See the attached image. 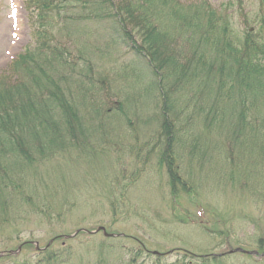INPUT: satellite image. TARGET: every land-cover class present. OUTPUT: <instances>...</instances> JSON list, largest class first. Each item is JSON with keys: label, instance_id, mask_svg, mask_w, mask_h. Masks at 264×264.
<instances>
[{"label": "trees", "instance_id": "trees-1", "mask_svg": "<svg viewBox=\"0 0 264 264\" xmlns=\"http://www.w3.org/2000/svg\"><path fill=\"white\" fill-rule=\"evenodd\" d=\"M27 2L29 10L35 14V17L31 15L33 42L0 72V207L3 211L8 213L18 201L31 203L37 199L49 205L48 198H42L37 188L38 184H44L45 174L53 171V164L49 162L56 161L60 175L65 176L69 163L64 166L65 158L73 157L72 153L78 149L85 150L91 134L95 133L91 124L110 113L105 107L108 96H102L103 76L91 60L101 51L100 39L94 44L95 35L100 37V33L88 34L87 28L80 25L85 21L108 23L109 33L101 24L103 35L109 34L108 43L126 46L135 58L137 67L134 69L140 73L142 70L145 78L147 73L152 75L155 87L151 92L155 93L153 88L159 91L163 117L157 137L166 140L159 161L168 165L170 190L174 196L178 195L180 185L189 194L194 190L182 182L171 151L175 142L179 146L188 142L185 135L201 136L196 130L199 124L205 130L215 126L221 130L226 124L224 121H228V136L226 133L218 136L221 146L233 149L232 142L243 143L241 136L245 135L251 150L260 149L258 162L262 163L264 113L260 106L264 110V104L253 99L228 100L226 91L230 83V87L237 83L264 93V0H259L260 8L255 16L246 19L250 25L242 37L232 25L233 1L220 9L209 0ZM243 2L238 0L235 4ZM243 13L248 17V13ZM66 35L74 40L71 44H63ZM179 122L183 123L182 129L177 127ZM248 125L250 132L242 134L241 127L245 126V130ZM200 147L204 146L194 148L209 156V152ZM146 149L151 155L149 143ZM194 154L192 151L191 160ZM250 155L253 157L255 153L250 151ZM32 168H36L33 187L26 180ZM125 191L123 206L128 207L130 204L125 200L131 201L129 192ZM113 206L116 209L121 205L113 203ZM87 235L91 238V234ZM126 237H110L106 241H121ZM108 243L113 248L115 243ZM260 244L264 251V240H260ZM56 245L50 243L45 249H36L33 245V255L25 260H18L14 252L6 251L0 257V264H71L72 253L63 250V245ZM143 247L122 244L124 252L120 248L117 257L122 260L121 264H167L168 254L157 256ZM177 253L179 259L173 264L219 261L213 253L199 255L184 249ZM101 256L114 258L112 253L109 257Z\"/></svg>", "mask_w": 264, "mask_h": 264}, {"label": "rangeland", "instance_id": "rangeland-1", "mask_svg": "<svg viewBox=\"0 0 264 264\" xmlns=\"http://www.w3.org/2000/svg\"><path fill=\"white\" fill-rule=\"evenodd\" d=\"M229 1L238 2L209 0L218 9L223 5L225 8ZM243 1L232 7V25L241 37L250 25L246 19L254 17L260 8L259 0ZM31 15L35 17L27 0H0V72L33 42ZM101 24L109 33L108 23H80L88 34L100 33V37L95 35L94 44L100 39L101 51L91 60L103 76L102 96H108L105 107L110 113L91 124L95 133L91 134L86 149H78L72 153L73 157L65 158L64 166L69 162L65 176L60 175L56 161L49 162L53 171L45 174L44 184L37 187L41 197L48 198L49 205L35 199L31 203L16 202L8 213L0 207V252L16 251L15 258L25 260L33 255L36 243L43 248L51 243L57 244L56 247L63 245V250L72 253L71 264H121L117 254L123 244L169 251L167 264L179 259V249L199 255L214 253L219 261L210 264H264L260 244L264 240V160L258 162L260 149L251 150L245 135L241 136L243 143L232 142L233 149L221 146L218 136L222 133L228 136V121H224L221 130L216 126L205 130L199 124L196 130L201 136L185 135L188 142L180 146L175 142L171 151L182 182L194 190L189 194L180 185L178 195L174 196L168 165L159 161L166 140L157 137L163 117L159 91L153 88L155 93L151 92L154 79L148 73L145 78L142 70L140 73L134 69L135 58L126 46L108 43L109 34L103 35ZM62 41L71 44L74 40L66 35ZM234 84L227 87L228 100L253 99L264 104L262 91ZM260 108L263 114V107ZM99 125L104 128H97ZM182 126V122L177 125L181 129ZM244 128L240 129L242 134L251 130L249 125ZM148 143L151 155L146 151ZM199 145L204 146L200 148L208 151L209 156L194 148ZM255 146L259 148L258 144ZM192 151L195 154L191 160ZM250 151L255 153L253 157ZM199 159L205 160L199 163ZM35 170L32 168L26 177L32 187ZM125 189L131 201L125 200L130 204L128 207L123 206ZM113 203L121 206L114 209ZM99 226L127 237L108 241L115 243L110 248L106 241L110 237L103 232L91 234V238L87 232L74 235L79 229L92 231ZM238 248L244 252H233ZM101 250L103 255L109 257L112 253L114 258H103Z\"/></svg>", "mask_w": 264, "mask_h": 264}, {"label": "water", "instance_id": "water-1", "mask_svg": "<svg viewBox=\"0 0 264 264\" xmlns=\"http://www.w3.org/2000/svg\"><path fill=\"white\" fill-rule=\"evenodd\" d=\"M84 231H87V232H90V233H97V232H99V231H103L104 232V234L106 235V236H118V234H115V233H108L107 231H106V228L105 227H103V226H100V227H98L96 230H94V231H89V230H86V229H83ZM79 231H77L75 234H77ZM74 234V235H75ZM74 235H70L71 237L72 236H74ZM69 235H67L66 237H68ZM238 251H242V252H244V250L242 249V248H238V249H234L233 250V252H238ZM245 252H247V253H249V251H245ZM154 253H156V254H159V252L158 251H154ZM250 253H253V252H250ZM254 253H256V252H254ZM3 253H0V255H2Z\"/></svg>", "mask_w": 264, "mask_h": 264}, {"label": "bare ground", "instance_id": "bare-ground-1", "mask_svg": "<svg viewBox=\"0 0 264 264\" xmlns=\"http://www.w3.org/2000/svg\"><path fill=\"white\" fill-rule=\"evenodd\" d=\"M103 227H105V226H103ZM106 228V227H105ZM106 231H107V229H106ZM99 232H103V231H99ZM108 232V231H107ZM108 233H110V232H108ZM89 234H94V233H89ZM103 234H104V232H103ZM116 234V233H115ZM105 235V234H104ZM106 236V235H105ZM106 237H115V236H106ZM37 245V246H36ZM36 245H35V247H36V249H45V248H47L48 246H46V247H40V246H38V243H36ZM16 251H14V253H15Z\"/></svg>", "mask_w": 264, "mask_h": 264}]
</instances>
